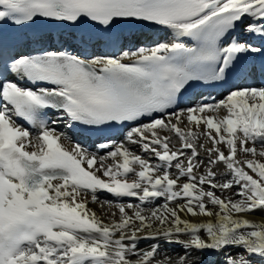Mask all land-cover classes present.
Masks as SVG:
<instances>
[{
	"label": "snow or ice",
	"instance_id": "6c2138e0",
	"mask_svg": "<svg viewBox=\"0 0 264 264\" xmlns=\"http://www.w3.org/2000/svg\"><path fill=\"white\" fill-rule=\"evenodd\" d=\"M257 212L264 0H0V264H264Z\"/></svg>",
	"mask_w": 264,
	"mask_h": 264
},
{
	"label": "bare ground",
	"instance_id": "6f19581e",
	"mask_svg": "<svg viewBox=\"0 0 264 264\" xmlns=\"http://www.w3.org/2000/svg\"><path fill=\"white\" fill-rule=\"evenodd\" d=\"M58 28H56L54 31V32H56L57 39L61 40V42H67V44H69L73 48L79 47V45H77V43L75 41H73V39L77 38L80 40V37L82 35V29H79L78 31H68L67 28H62V27H58ZM160 35H162V34L161 33H152V32H149L147 30H143V29H139V28H135V27H129V28L124 30L121 39L124 40L125 42H128V41L137 42V41H143L145 39H155ZM48 36H50V35H48ZM50 38H51V40H53L51 36H50ZM222 91H223V89L219 88V87H210V88H201V89L190 90L189 93L186 94L185 101H187V99L191 98V96L199 95L200 93H203L205 96H207L209 93H211V95L213 97L220 98L219 94ZM57 128L61 132H67L68 135H70L74 140H77L80 143L91 147L93 150L95 149V146L98 144V142L103 140V139H99L98 141L94 142L93 140L85 139L79 133L75 132L74 129L66 128L63 122L58 124ZM122 137H123V132L115 130L114 135H112L109 138L119 141L120 139H122ZM133 148L136 151H139V149L135 148V146H133ZM101 198L102 199H104V198L111 199V197L105 193L101 194ZM90 206L93 207L94 209H96L97 211H99V208L97 205H90ZM260 216H261V213L260 214L255 213L254 217H250V218L255 219V218H259ZM148 243H151V242L150 241H142L141 247H145ZM161 247L162 248H168L169 250H171V248L173 246L164 245L162 243ZM215 259L216 258L212 257V256L205 257V260L208 262H211Z\"/></svg>",
	"mask_w": 264,
	"mask_h": 264
},
{
	"label": "rangeland",
	"instance_id": "374dc122",
	"mask_svg": "<svg viewBox=\"0 0 264 264\" xmlns=\"http://www.w3.org/2000/svg\"><path fill=\"white\" fill-rule=\"evenodd\" d=\"M256 214H260L259 212H257ZM261 215H263L262 213H261Z\"/></svg>",
	"mask_w": 264,
	"mask_h": 264
}]
</instances>
